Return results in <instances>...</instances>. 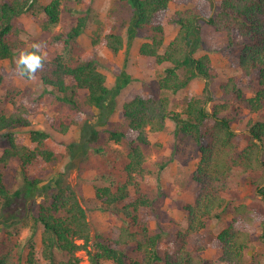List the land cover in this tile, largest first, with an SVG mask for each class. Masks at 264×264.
<instances>
[{
    "label": "trees",
    "instance_id": "trees-1",
    "mask_svg": "<svg viewBox=\"0 0 264 264\" xmlns=\"http://www.w3.org/2000/svg\"><path fill=\"white\" fill-rule=\"evenodd\" d=\"M118 1L132 10L126 36L111 32L100 39L101 43L117 54L125 47L130 50L136 37L145 39L139 46V53L155 57L158 64H164V75L158 85L166 93L158 98L138 95L123 103L120 113L126 126L136 134L126 144V152H120L116 157L122 161L120 158L126 153L125 181L116 182L122 173H104L103 180L108 184L105 181V184L95 185L93 196L88 198L81 190L78 192L65 184L60 176L49 174L50 169L57 167L65 157L72 159L80 149L84 151L83 161L91 153H105L97 126L109 124V117L115 112L116 97L132 76L126 71L118 72L114 85L110 86L108 76L100 69L94 54L85 52L76 64L68 62L75 41L87 28L89 10L78 17L75 25L54 37L63 43V50L53 59L43 55V67L35 75H38L44 92L62 104L59 115L50 120L52 129L66 135L74 125L80 130V136L70 141L58 140L57 143L51 132L35 128L31 116L37 106L36 98L28 99L26 103L11 100L13 108L8 113L0 109V141L5 144L0 155V208L8 209L13 200L20 201L18 196L24 192L37 206L35 211L29 212L32 225L28 237L22 242H13V232L7 224L4 225L8 234L0 230V264H23L24 258L27 264H42L35 252V238L39 232L42 257L49 264H82L81 251L86 253L89 264H101L104 260L114 264H249L246 254L255 235L248 225L254 209L245 203L232 208V222L214 239L209 237L212 241L203 245L194 240L208 226V220L223 218L227 211L223 194L229 190V180L236 168L248 173L261 172L253 181L264 203V119L250 120L249 133L241 148L232 126L234 117L223 114L227 106L213 103L212 109H208V104L217 99L208 85L220 73L208 53L200 56L196 53L207 49L201 31L203 22L214 31L224 33L229 48L237 42L241 46L238 55L240 72L246 78L256 77L259 86L254 96L247 99L248 108L260 110L264 105V0H220L218 8L215 0ZM62 2L0 0V59H12L24 49L22 44H17L18 38L26 32L21 17L30 16L32 20L40 21L44 18L42 27L48 30L61 21ZM171 3L177 6V10L169 16ZM166 23L178 27L168 44ZM165 45L164 52H161ZM41 52L43 54V47ZM7 75L5 71L0 72V87ZM196 78L205 80L203 94L188 96L182 111L171 109V98L167 93H178ZM237 81L236 77H230L221 84V91L225 95L237 94L241 99L244 84ZM83 91L86 94L81 99ZM84 108L94 110L90 117L82 115ZM90 120H94L93 124ZM168 120L176 124L175 137L184 143L185 150L195 144L200 153L193 172L195 199L183 204L185 226L176 230L171 247L165 246L161 231H150L145 219L150 213H156L157 196L149 195L143 189L152 170L146 166L142 148V145L150 144V133L166 130ZM23 129L29 130L30 144L17 137ZM105 129L109 141L116 144H122L127 137L122 129L108 126ZM170 161L171 158L157 163V171L163 170ZM40 162L42 164L36 171ZM33 172H36L35 177H31ZM20 180L18 188L14 189L15 182ZM36 195L42 197L41 202L34 199ZM89 200L95 201L92 209L123 215V224L116 236L98 233L96 240L91 242V227L85 208ZM5 214H0L5 220L12 215L11 212ZM261 239L264 240V230ZM213 242L220 248V254L211 260L202 252ZM130 252L136 256H131ZM58 254L66 258L57 261Z\"/></svg>",
    "mask_w": 264,
    "mask_h": 264
},
{
    "label": "rangeland",
    "instance_id": "rangeland-1",
    "mask_svg": "<svg viewBox=\"0 0 264 264\" xmlns=\"http://www.w3.org/2000/svg\"><path fill=\"white\" fill-rule=\"evenodd\" d=\"M48 0H42L46 2ZM214 1V0H213ZM220 0H215L218 8ZM61 21L48 30H44L40 20H32L30 16H23L20 20L26 27V32L23 33L17 41V44H22L24 48H29L31 43L40 42L43 47V55L47 59L55 58L63 50V43L57 42L54 38L56 35L62 34L65 30L76 24L79 16L89 10L88 25L85 32L77 38L73 45L72 52L68 54V62L76 64L81 54L89 52L94 54L100 63V69L108 76V84L113 86L116 80V73L126 71L132 76V80L124 87L116 97L115 112L109 117V124L97 126L99 136L102 137L101 145L105 146V153L88 155V159H84V151L80 149L75 153L72 159L65 157L57 167L50 169L49 174L60 176L65 184L74 187L75 190L81 192L86 197H92L94 194V186L105 184L102 174L122 173L120 178L116 179L117 183L125 181L124 166L127 162L126 153L116 159L120 152H126V144L135 138L136 134L126 126L124 117L120 113L121 106L124 102L130 101L136 96L143 97L152 96L160 97L163 92L158 85L160 77L164 75V64H158L155 57H147L140 55L139 46L145 41L142 37H136L130 50L125 47L119 53L114 54L105 47L100 39L111 32H117L126 36L127 22L132 15V10L127 5H122L118 0H63L62 2ZM177 10V6L173 3L169 5L168 15L170 16ZM178 27L172 24H165L166 44L175 37ZM202 37L207 49L199 50L196 56L208 53L212 58L213 65L218 69L220 76L209 83V88L216 96L215 102L208 104V109H212V104H224L227 108L223 114H230L234 117L232 126L239 138L241 148L246 142L248 124L250 120L264 119V105L258 111H251L248 108L247 99L254 96L258 90L257 78H246L239 69L238 55L241 46L236 42L232 48L227 46V38L224 33L214 31L211 26L202 23ZM237 40V37H236ZM166 48H162L164 52ZM18 55V54H17ZM16 55V56H17ZM15 56V57H16ZM15 62L12 59H0V72L5 71L8 75L3 79L0 87V109L8 113L12 108L11 100L17 103H26L28 99H37V106L34 108V113L31 116L33 126L38 129H44L53 134L55 142L70 141L79 138L80 130L76 126H71V130L66 135H61L54 131L50 126V120L59 115V109H62V104L52 98L47 92H44L43 85L40 82L38 75L31 79H26L15 72ZM236 77L241 84H244L242 90V98L238 99L237 94L225 95L220 86L230 77ZM204 79H194L186 88L174 94L168 92L171 98L170 107L176 111H182L186 98L190 95L199 96L203 94L205 85ZM85 92L80 93V98L84 99ZM94 110L84 108L82 115L90 117ZM95 109V114H96ZM93 124L94 120H90ZM114 129H122L126 132L127 137L122 144H116L109 141V134L106 132V127ZM176 124L168 120L167 128L163 132L150 133V144L142 145L146 155V166L152 170L147 175V183L144 186V191L157 196L155 201L156 213H150L145 217L148 222L151 232H162L163 242L165 246L171 247L174 243V234L176 230L183 229L185 226L183 216V204L192 203L195 199L196 183L193 179V172L200 158L198 147L191 144L189 150H185L184 143L175 137L174 131ZM17 137L30 144V134L28 129L20 130ZM59 140V141H58ZM4 141H0V155L4 151ZM107 150V152H106ZM92 152V151H90ZM171 158L167 166L157 171V163L164 162ZM17 162L14 165L17 166ZM40 164L36 165V171ZM157 165V166H156ZM124 176V178L122 177ZM261 172H246L240 168H236L229 180V190L223 195L227 200V211L221 220L210 219L208 226L203 232L195 237V242L205 245L212 241L215 236L229 223L232 222L234 215L232 208L240 203H245L254 209L251 214L252 220L248 227H251L255 238L251 244L249 252L246 254L247 263L249 264H264V240L261 235L264 230V203L257 194L255 182ZM36 172L31 173V177H35ZM157 177V179H156ZM22 180V179H21ZM15 182L14 189L18 188L19 183ZM116 183V184H117ZM35 196V195H34ZM13 200L11 206L5 210L0 208V214L11 212V216L5 220L0 215V230L7 233V228L4 224L11 227L13 242H22L28 237L32 219L29 212L35 211L36 205L32 204V197H28L26 192ZM18 199V200H19ZM37 202L42 201L40 195L34 198ZM27 201V203H25ZM95 201H87L85 208L87 210L88 220L91 227V242L96 240V235L102 233L104 236L113 237L119 233V228L123 224V215L115 213H104L98 209H92ZM5 214V215H6ZM6 217V216H5ZM246 224V223H245ZM14 226H16L14 228ZM244 226H247L244 225ZM13 227V228H12ZM214 235V236H211ZM209 237H212L209 239ZM208 240V241H207ZM206 241V242H205ZM35 252L37 258L42 264H49L42 257L41 232L35 238ZM217 244V243H216ZM203 255L208 259L214 260L220 254V248L215 245L208 244L203 249ZM79 255L82 257V264H89L87 255L81 251ZM130 255L135 257L136 254L130 252ZM63 254L57 255V261L65 259ZM26 263V258L23 260ZM101 264H114L110 260H104ZM223 264V263H220Z\"/></svg>",
    "mask_w": 264,
    "mask_h": 264
},
{
    "label": "clouds",
    "instance_id": "clouds-1",
    "mask_svg": "<svg viewBox=\"0 0 264 264\" xmlns=\"http://www.w3.org/2000/svg\"><path fill=\"white\" fill-rule=\"evenodd\" d=\"M41 43L32 42L30 48H24L14 57L16 70L19 75L31 79L43 67L44 57Z\"/></svg>",
    "mask_w": 264,
    "mask_h": 264
},
{
    "label": "crops",
    "instance_id": "crops-1",
    "mask_svg": "<svg viewBox=\"0 0 264 264\" xmlns=\"http://www.w3.org/2000/svg\"><path fill=\"white\" fill-rule=\"evenodd\" d=\"M208 257V256H207Z\"/></svg>",
    "mask_w": 264,
    "mask_h": 264
}]
</instances>
